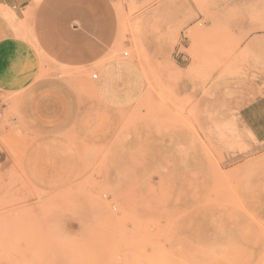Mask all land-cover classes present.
Wrapping results in <instances>:
<instances>
[{"label": "rangeland", "instance_id": "1", "mask_svg": "<svg viewBox=\"0 0 264 264\" xmlns=\"http://www.w3.org/2000/svg\"><path fill=\"white\" fill-rule=\"evenodd\" d=\"M75 1L102 17L110 57L142 72L145 94L98 116L88 136L75 113L89 93L80 80L97 82L105 59L91 68L68 65L47 27L0 0V41L28 40L38 64L13 72L26 80L16 89L0 87V264H264V218L244 210L223 175L241 159L235 157L252 152L236 114L250 85L257 88L252 96L264 93V0L52 5ZM191 86L194 94L181 92ZM201 105L216 146L209 154L219 145L230 157L211 164L208 190L192 197L207 216L204 229L186 210L168 209L185 202L184 180L176 184L172 162L154 158L151 146L152 135L193 125L187 108ZM145 122L155 130L143 131Z\"/></svg>", "mask_w": 264, "mask_h": 264}, {"label": "crops", "instance_id": "2", "mask_svg": "<svg viewBox=\"0 0 264 264\" xmlns=\"http://www.w3.org/2000/svg\"><path fill=\"white\" fill-rule=\"evenodd\" d=\"M41 1L44 5L36 4V0H1L2 4L13 8L16 13L26 11V19L35 20L37 25L47 27L50 35L63 46L62 58L68 65L91 68L99 59H105L97 82L92 84L88 78L80 80L88 83L85 87L89 93L84 96V105L75 112L82 116L79 129L94 137L98 116L112 115L117 110L140 102L145 94L146 80L142 72L128 61L110 57L113 47L111 33H103L102 17L94 8L78 1L57 8L52 5L55 0ZM29 44L28 40L21 38L9 42L0 41V87L16 89L18 83L26 80L13 72L20 66L38 65L33 62L36 57L29 52L33 49ZM29 61L32 62L29 64ZM256 89L254 84L244 91L242 97L248 101L241 105L236 114L239 126L250 137L252 152L235 157L241 159L229 166L223 175L224 183L236 191L244 210L264 218V93L252 96ZM181 92L194 94L192 86ZM98 99L101 103L99 106ZM187 110V115H195V119L191 118L193 125L185 129H178L177 125L170 126L169 135L160 138L152 135L151 146L156 154L154 158H168L172 162L168 175L176 180V184H179L178 180H184L180 194H184L185 202H170L168 209L186 210V219L199 222L198 226L204 229L207 216L203 214V208H194L192 197L203 195L208 190L214 178L210 171L211 164H224L222 158L230 157L224 151L220 152L219 145L216 154H209L210 147L216 151V146L211 144L209 138L208 108L201 105ZM155 126L154 123L145 122L142 130L151 128L154 131ZM156 161L159 165L160 160ZM215 169L219 174L218 167ZM170 190L180 195L178 186L174 185ZM160 208L165 209L164 206Z\"/></svg>", "mask_w": 264, "mask_h": 264}, {"label": "built area", "instance_id": "3", "mask_svg": "<svg viewBox=\"0 0 264 264\" xmlns=\"http://www.w3.org/2000/svg\"><path fill=\"white\" fill-rule=\"evenodd\" d=\"M125 55H128V52H125ZM94 78L98 77V74L93 75ZM5 104L3 103L1 97H0V124L4 120V115H5Z\"/></svg>", "mask_w": 264, "mask_h": 264}]
</instances>
